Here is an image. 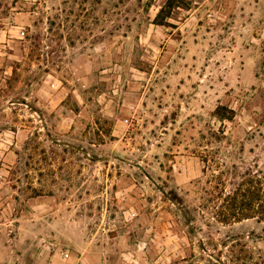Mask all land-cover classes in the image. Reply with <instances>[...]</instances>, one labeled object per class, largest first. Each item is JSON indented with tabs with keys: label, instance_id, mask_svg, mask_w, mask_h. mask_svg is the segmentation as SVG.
<instances>
[{
	"label": "rangeland",
	"instance_id": "1",
	"mask_svg": "<svg viewBox=\"0 0 264 264\" xmlns=\"http://www.w3.org/2000/svg\"><path fill=\"white\" fill-rule=\"evenodd\" d=\"M167 1L0 0V264H264V0Z\"/></svg>",
	"mask_w": 264,
	"mask_h": 264
},
{
	"label": "trees",
	"instance_id": "2",
	"mask_svg": "<svg viewBox=\"0 0 264 264\" xmlns=\"http://www.w3.org/2000/svg\"><path fill=\"white\" fill-rule=\"evenodd\" d=\"M166 6L170 9L172 6V0H168ZM166 8H161L156 15L157 24L162 25V18H164L166 13ZM167 15L165 17H169ZM161 19V20H159ZM159 20V21H158ZM242 183L237 185V188L229 193L224 199L223 203L220 204V208L225 210V213H220L221 218L216 220L214 217L215 213L211 212V217L213 220L221 224H230L235 222H241L250 218H255L256 222L264 224V171L257 169L254 175L251 170H246L242 175ZM219 194V193H218ZM177 198L169 199L174 205H177L180 208V203ZM226 202V206L224 203ZM188 211L182 213L183 217L187 216ZM190 219L185 220L186 226L189 224ZM190 228V234L194 232L193 228L188 225ZM249 238V235H247ZM258 238L264 240V234L258 236Z\"/></svg>",
	"mask_w": 264,
	"mask_h": 264
}]
</instances>
